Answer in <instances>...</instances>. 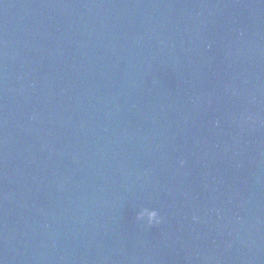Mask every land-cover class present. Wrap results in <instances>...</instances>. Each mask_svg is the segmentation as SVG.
Segmentation results:
<instances>
[{
  "label": "water",
  "instance_id": "obj_1",
  "mask_svg": "<svg viewBox=\"0 0 264 264\" xmlns=\"http://www.w3.org/2000/svg\"><path fill=\"white\" fill-rule=\"evenodd\" d=\"M0 264H264V0H0Z\"/></svg>",
  "mask_w": 264,
  "mask_h": 264
},
{
  "label": "clouds",
  "instance_id": "obj_2",
  "mask_svg": "<svg viewBox=\"0 0 264 264\" xmlns=\"http://www.w3.org/2000/svg\"><path fill=\"white\" fill-rule=\"evenodd\" d=\"M136 219L140 221H146L149 226L158 225L161 223V217L157 210H153L150 213H138ZM195 219V217H194Z\"/></svg>",
  "mask_w": 264,
  "mask_h": 264
}]
</instances>
